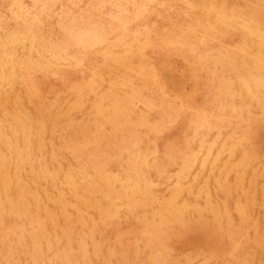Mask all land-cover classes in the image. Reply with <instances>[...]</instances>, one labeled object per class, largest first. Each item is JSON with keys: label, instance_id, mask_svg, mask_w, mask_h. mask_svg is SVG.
I'll return each mask as SVG.
<instances>
[{"label": "rangeland", "instance_id": "374dc122", "mask_svg": "<svg viewBox=\"0 0 264 264\" xmlns=\"http://www.w3.org/2000/svg\"><path fill=\"white\" fill-rule=\"evenodd\" d=\"M32 1H34L33 5H32ZM37 1L36 0H18V1L0 0V17H1L0 37H7L10 33L14 31L25 33L26 30L29 28H31L34 32V36H35L34 38L24 36L26 43L24 44L16 43L14 45L17 53V58L14 67V72L16 75L15 87H17L18 89L17 91L21 96L24 106L27 108V111L31 112L33 115H43L45 120L43 142L39 143L41 144L40 146H42L41 149L42 153L36 154L34 159L35 166H38V171H39V167L41 166V163H43L44 161L51 167L59 166L58 168L60 172L55 178L50 179V178H45L43 175L39 173L35 174L37 173L36 171L33 172L31 170L29 171L30 167L28 166H24V168H22L20 171H21L22 179L24 180L23 182L26 183L28 187H31L32 189L36 190L37 192L36 195L38 200L37 206H39L40 214L44 216V218H46L45 215L48 216L49 213L52 214L50 211L54 212L53 214H55V216L53 218L55 220V223L57 222L60 225L59 227L61 226L67 227L68 225L69 227L72 228L73 231L72 238H78V236L82 235L81 233L87 232V235L84 236L86 237V242H87L86 245L88 248V259L86 260L79 259L77 260L78 264H83V263L84 264H138V263L147 264L146 261L149 260L151 254H153V252L157 253V251L161 256L163 255L161 259H164V264L166 262L169 264L170 263L171 264H199V263L200 264H211V263L239 264L240 261L242 262L240 264H244V263L264 264V235H262L264 234V223H263L264 222V210H263L264 209V202H263L264 201V197H263L264 196V147H263L264 146V116H263L264 105L258 104L257 100L252 99L250 95L249 96L246 95L243 89L239 91V86H237V90H236L237 93L232 100L229 97L220 98L219 97L220 95L219 96L217 95L220 80L223 79L224 77H229V76L231 78L235 77V75L231 74V71L229 70L233 63H238L239 66H242L241 68H243V71L247 70L245 69L246 67L245 63L251 62L253 60L255 54L257 53L256 51L259 50L258 43L260 42L261 39H259L258 35L255 34L250 35L247 29H245V27L243 28L240 22H234L233 20H228V19L225 20L223 18L219 19L217 18L216 13L211 15H207L206 13L210 5H213L214 3L215 5L217 4L219 5L222 2L226 4L228 12L231 13L233 12L235 16L239 14L242 17H244L246 14L251 15L256 20V22H258V24L262 28H264L263 27L264 24H262L264 23V12H263L264 7L262 6L264 4V1L263 0H261V2L260 0H215V1L214 0H179V1L178 0H127V1L126 0L123 1L121 0H102V1L101 0H68V1L67 0H55V1L37 0ZM18 3L21 4V6ZM143 5L146 7H144ZM42 8L44 9L43 12L41 11ZM58 8H60L61 10H59ZM114 10H116L117 12ZM60 12H62L61 15L59 14ZM35 15L38 17H36ZM121 15L123 16V18L121 17ZM70 16L71 17L74 16V17L71 18ZM122 20L124 21L125 24L123 23ZM83 21L86 22L84 23ZM230 22L231 24H229ZM117 23L119 24L117 25ZM216 23H218L219 25ZM83 24L84 25L94 24L97 25L101 30L105 28L104 29L105 31L103 30L106 36L105 41L96 44V46L93 45L90 47L89 46L84 47L81 43L77 42V40L71 34H73L74 30L78 26H83ZM70 26L72 29L70 28ZM185 30L187 31L184 32ZM65 32L67 33L65 34ZM39 37L41 39H39ZM68 37H70V39ZM172 42L173 43L176 42V43L173 44ZM111 43L115 45L112 46ZM141 43L146 45L144 46ZM231 45L232 46L235 45V47L234 46L232 47ZM241 47L244 49H242ZM29 48L30 50H28ZM77 48L79 49L77 50ZM139 49L141 51H139ZM123 51L127 53L125 54V52ZM73 53L74 55H72ZM50 55L52 56V58L50 57ZM239 57L240 59H238ZM114 59L116 61H114ZM78 60H80L81 63ZM125 67L127 69H125ZM99 74L100 76H98ZM134 76L135 77L138 76L139 80L137 79V77L135 78ZM127 77L129 78L127 79ZM86 79L87 81H85ZM116 81L117 83L115 89L118 96L120 97V100L128 103L127 111H126L127 119L126 118L125 119L130 124L132 123V126H134L133 128L131 127L133 129L132 130L133 136L128 131L127 132L128 134L126 133L125 136L122 135V132L118 133L116 141L114 137H112V135L109 137L102 136L97 141L94 140L91 141V139L90 140L86 139L87 138L86 134H91L94 132H99V133L105 132L106 134H109V132H112L111 128L113 127V124L110 122L109 119H105V117H103L105 111L104 112L102 111L101 112L102 114L98 112L97 105L102 104L101 105L102 108H104L107 105L106 103H108V98L106 97V95H108L111 91L110 88L112 87V82H116ZM125 81H127V83ZM89 82H95L96 88L94 87L95 89H90L88 86ZM81 83L83 84V86ZM118 84L121 86H119ZM126 84L127 86L128 85L130 86L127 87L125 86ZM6 86L7 89L9 85ZM73 86L74 87L76 86V88H74ZM30 88L33 89L31 90ZM94 90H96V92ZM138 90H140V92ZM102 91L104 92L105 95H103ZM132 91L136 95L133 94ZM203 95L204 97H201ZM98 96L101 98H99ZM215 96L216 99L214 100L213 97L215 98ZM127 100L128 101L131 100V101L128 102ZM172 100L173 102H171ZM244 100L250 102L251 107L249 110H247L246 105L244 104ZM262 101H264V98H262ZM81 103H83V105ZM224 103L226 104L232 103V105L228 107V109L227 108L223 109L222 104ZM80 104L82 106H80ZM207 104L209 105L207 106ZM218 104H220L221 106H218ZM241 105H242V110L239 109ZM10 106L11 105L8 104V107ZM198 106H200V108ZM203 106L204 108H202ZM232 106H234V111H231L233 108ZM130 107L131 108L133 107V109H131ZM178 107H180V109ZM37 110L40 112V114L38 113ZM165 112L166 114H168V116L165 114ZM175 113L177 114V116ZM200 113L210 115L212 121L215 124L214 126L216 127V128L213 127V129L208 134L206 140L202 139L201 135L195 136V138L192 136L193 135L192 131L195 126L193 118L195 117V115ZM247 114L248 116H246ZM253 118H255L256 120ZM157 119H159L158 122ZM68 120H72V121H68ZM190 122L193 124L191 125ZM241 130H243V132ZM122 137L123 138L127 137V139H129V141H127V144H131L137 149L139 147V149L142 151L144 157L140 156V161L138 163V165H140L139 175L135 174L132 165L128 163L127 161L128 154L126 152L119 151V147H120L119 144H123L121 140ZM71 139L72 141L74 140V142H70ZM119 139L120 141L117 142V140ZM184 140H186V143ZM204 142L205 144L207 142L208 143L212 142L213 144L212 151L210 152L208 158L205 160L206 163L204 164V166L201 165L200 161L204 153L200 152L198 160L193 166L192 170L189 172L187 176H183L181 177L182 179L180 178L179 180V182L182 185H180V194L178 197L177 204L180 206L181 204H183L184 206L183 208L187 206L184 210L182 221H180L179 223V221L171 220L172 218H169L168 220L166 219V221L162 223V229L160 231L159 236L157 237V240L155 241L156 245L155 244L154 246L151 245L152 242L150 240L151 235L148 233L149 229L146 228L148 227V219H153V218L157 219L158 216L157 210L167 208L165 207V204L168 201L167 198L174 189L173 187H175L174 185L176 184L177 179H179L177 178L179 176L178 170H180L181 161L183 160L182 157H184L186 151L188 152L190 146L192 147V149L197 150L198 148H200L199 145H201ZM237 143L238 145H236ZM258 143H260V146ZM234 145L236 146L234 147ZM79 146L81 148H79ZM252 146L258 147V149ZM168 148L170 149L172 148L171 149L172 151ZM260 148L261 149L263 148L262 149L263 151H261ZM164 150H166L167 153ZM176 150L177 153L175 152ZM245 150L247 151V153L245 152ZM51 154L53 155L51 156ZM172 154L175 155L173 156ZM249 154L250 157L248 156ZM252 154L257 156L256 160L254 159L255 156H252ZM216 157H218L217 160ZM239 158L240 159L242 158L241 160L243 162L240 161ZM97 159L101 165L104 163L103 169L105 171H108V173L114 176L116 175L115 177H117V186L119 187L117 188L118 190L125 187V185H127L129 182L137 180V176L141 177V179L138 181L141 185H144L145 182L147 183L148 185L147 191L143 195H140L139 197L140 200L138 201L137 206L132 208L128 207L123 197L115 199L114 202H112L111 199H107L104 197V189L102 188L103 182L99 180L100 177L97 176L96 171L93 169L95 168L94 163L98 162ZM212 160L215 163L212 162ZM82 165H84V167ZM260 168L262 171L260 170ZM253 171L254 173H251ZM33 173L35 176L38 177V179L37 177H34L32 175ZM236 173L237 175L239 173L240 175L241 174L243 175V176L241 175V179H237ZM31 176H33V178ZM71 179L75 181L77 188H72L70 186L69 183ZM36 182L38 184H35ZM185 182L188 183V186H186L187 184ZM201 182H203V184ZM160 183H162L163 185ZM229 184L231 185V187ZM260 185L263 190L261 189ZM233 190L234 191L237 190L236 193ZM205 191L207 192L209 191L208 192L209 194ZM241 192L244 195V197L241 194ZM198 193L200 194L199 196ZM249 193H253V194H249ZM96 197L100 198L99 203L93 202ZM153 197L155 199H153ZM146 198H148L149 200ZM139 202L142 203L140 204ZM145 202L146 204H144ZM148 202L151 204H149ZM64 203H69V204H67L66 207L63 208L62 205ZM191 203L193 205H191ZM97 204L99 205V207ZM252 204L254 205L252 206ZM92 205L94 209L92 208ZM198 207L200 208L198 209ZM241 207H243V209ZM224 208L227 210H225ZM45 209L49 213L44 212ZM104 209H109L107 215H104L102 213ZM212 211H214L216 215ZM79 215L80 216L83 215V217L86 219V223H87L86 228L82 226L81 223L79 222V217H80ZM14 216L16 217V215L14 214L13 215L5 214L4 230L8 228L6 231L9 233V237L5 239L4 244L0 248V264L4 263L3 254L6 252L5 249L7 250L12 249L17 252L16 254L18 255L17 256L18 262H16V264H33L35 260L34 258H31L33 256L26 253L25 249L21 250V249H16L15 247L17 246L16 233L20 232L23 226L22 230L24 229L25 236H27L26 232H29V229H31L32 227H36L37 226L36 222L31 217L29 218L23 217L18 219V217L15 218ZM212 217L214 218V220L212 219ZM47 219L48 218H46V221ZM186 219L189 221H186ZM227 219H229L230 221L229 220L227 221ZM202 221H204V223ZM92 222L93 224H91ZM48 223L50 224V221ZM193 223L194 225L192 226ZM179 224H181L182 226ZM197 226H199V228ZM47 227L48 230L50 231H53V229L56 230V227L54 225L52 226L48 225ZM59 227H57L58 230ZM88 229L89 230L91 229L90 232ZM210 229L214 233L211 232ZM224 229L226 230V232L224 231ZM131 230L133 232H131ZM232 230L234 231L236 230L238 233L236 231L233 232ZM120 231L123 233H121ZM126 231L129 233L127 234ZM88 233H91L92 235ZM118 234H120L119 237ZM211 236L213 237L211 238ZM243 236H245V238ZM231 238H233L234 240ZM252 238H254L253 241ZM219 239H223V240H219ZM12 241L14 242V244ZM214 241H218V243L215 242L214 244L213 243ZM30 242H31L30 240L27 241V244L29 243L27 247H30ZM74 245L76 247L77 243L76 244L74 243ZM218 248H220L222 251ZM245 249L247 250L248 253L246 252ZM214 251H216V254ZM209 254L211 257L209 256ZM147 255L150 256L148 257ZM54 256L55 253L53 251H48L46 253L44 262L50 264H56L54 262L55 260ZM146 257H148V259ZM101 261L103 263H101Z\"/></svg>", "mask_w": 264, "mask_h": 264}, {"label": "bare ground", "instance_id": "6f19581e", "mask_svg": "<svg viewBox=\"0 0 264 264\" xmlns=\"http://www.w3.org/2000/svg\"><path fill=\"white\" fill-rule=\"evenodd\" d=\"M15 1V0H14ZM18 1V0H17ZM37 1V0H36ZM40 1V0H39ZM49 1V0H48ZM55 1V0H54ZM53 1V2H54ZM68 1V0H67ZM102 1V0H101ZM100 1V2H101ZM121 1H123V0H121ZM127 1V0H126ZM179 1V0H178ZM215 1V0H214ZM264 1V0H263ZM262 1V2H263ZM33 2L34 1H32V5H33ZM38 2V1H37ZM50 2H52V1H50ZM114 2V1H113ZM260 2H261V0H260ZM24 3V2H23ZM22 3V4H23ZM43 3V2H42ZM115 3H116V1H115ZM130 3H132V2H130ZM143 3V2H142ZM191 3V2H190ZM19 4V3H18ZM36 4V3H35ZM49 4V3H48ZM53 4V3H52ZM72 4V3H71ZM102 4V3H101ZM114 4V3H113ZM185 4V3H184ZM210 4V3H209ZM253 4V3H252ZM17 5V4H16ZM20 6H21V4H19ZM24 5V4H23ZM47 5V4H46ZM64 5V4H63ZM128 5V4H127ZM136 5V4H135ZM218 5V4H217ZM217 5H215V3L213 4V5H210V7L207 9V11H206V13H207V15H211V14H215L216 13V15H217V18H219V19H221V18H223V19H228V20H233L234 22H240V24L243 26V28L245 27V29H247V31H248V33L251 35V34H255V35H258L259 36V39H261L260 40V42L258 43L259 44V50L258 51H256L257 53L255 54V56H254V58H253V60L251 61V62H246L245 63V65H246V67H245V69H247V70H244L243 71V68H241L242 66H239L238 65V63H233L232 65H231V68L229 69L230 71H231V74H234L235 75V77H233V78H231L230 76L229 77H224L223 79H221L220 80V83H219V89H218V96L220 97V98H223V97H229L231 100L233 99V97L236 95V90H237V86H239V91L241 90V89H243V91H244V93L246 94V95H250V97L252 98V99H255V100H257L258 102V104H261V105H264V101H262V98H264V28H262L259 24H258V22H256V20L251 16V15H245L244 17H242V16H240L239 14H237V16H235L234 14H233V12L231 13V12H228V9H227V6H226V4L225 3H220L218 6ZM92 6V5H91ZM105 6V5H104ZM144 6V5H143ZM195 6H197V5H195ZM203 6V5H202ZM257 6V5H256ZM263 7H264V4L262 5ZM48 7V6H47ZM64 7V6H63ZM102 7V6H101ZM115 7V6H114ZM142 7V6H141ZM140 7V8H141ZM144 7H146V6H144ZM188 7H191V6H188ZM238 7V6H237ZM21 8V7H20ZM19 8V9H20ZM112 8V7H111ZM124 8V7H123ZM126 8V7H125ZM129 8V7H128ZM171 8V7H170ZM233 8V7H232ZM240 8V7H239ZM24 9V8H23ZM28 9V8H27ZM27 9H26V11H27ZM31 9V8H30ZM29 9V10H30ZM59 10H61L60 8H58ZM136 9V8H135ZM144 9V8H143ZM185 9V8H184ZM190 9H193V8H190ZM231 9V8H230ZM264 9V8H263ZM25 10V9H24ZM43 8H42V12H43ZM49 10V9H48ZM97 10V9H96ZM141 10V9H140ZM175 10V9H174ZM186 10V9H185ZM184 10V11H185ZM197 10V9H196ZM232 10H234V9H232ZM236 10V9H235ZM55 11V10H54ZM65 11V10H64ZM114 11H116V10H114ZM191 11V10H190ZM13 12V11H12ZM58 12V11H57ZM117 12V11H116ZM115 12V13H116ZM120 12H122V11H120ZM128 12V11H127ZM134 12V11H133ZM141 12V11H140ZM239 12V11H238ZM264 12V11H263ZM61 13L62 12H60L59 14L61 15ZM65 13V12H64ZM66 13H67V11H66ZM135 13V12H134ZM142 13V12H141ZM188 13V12H187ZM16 14V13H15ZM127 14V13H126ZM125 14V15H126ZM140 14V13H139ZM185 14V13H184ZM25 15V14H24ZM23 15V16H24ZM38 15V14H37ZM112 15V14H111ZM111 15H109V16H111ZM120 15V14H119ZM123 15V14H122ZM121 15V17L123 18V16ZM134 15V14H133ZM262 15V14H261ZM22 16V17H23ZM36 16V15H35ZM65 16V15H64ZM187 16V15H186ZM257 16V15H256ZM16 17V16H15ZM21 17V18H22ZM31 17V16H30ZM36 17H38V16H36ZM36 17H34V18H36ZM58 17H60V16H58ZM71 17V16H70ZM74 17V16H73ZM73 17H71V18H73ZM119 17V16H118ZM1 18V17H0ZM12 18V17H11ZM20 18V17H19ZM26 18V17H25ZM121 18V19H122ZM135 18V17H134ZM216 18V17H215ZM32 19H33V17H32ZM37 19H39V18H37ZM81 19H83V18H81ZM115 19H116V17H115ZM120 19V18H119ZM131 19V18H130ZM25 20V19H24ZM59 20V19H58ZM72 20V19H71ZM77 20V19H76ZM88 20V19H87ZM86 20V21H87ZM118 20V19H117ZM125 20V19H124ZM196 20H197V18H196ZM199 20V19H198ZM207 20V19H206ZM216 20V19H215ZM214 20V21H215ZM27 21V20H26ZM28 21H29V19H28ZM35 21V20H34ZM37 21V20H36ZM39 21V20H38ZM81 21V20H80ZM85 21V22H86ZM123 21V20H122ZM128 21V20H127ZM24 22V21H23ZM32 22V21H31ZM55 22V21H54ZM84 22V21H83ZM84 22V23H85ZM207 22V21H206ZM209 22V21H208ZM222 22V21H221ZM262 22V21H261ZM40 23V22H39ZM62 23V22H61ZM64 23H66V22H64ZM71 23H73V22H71ZM79 23V22H78ZM81 23V22H80ZM93 23V22H92ZM120 23V22H119ZM119 23H117V25L119 24ZM123 23H124V21H123ZM129 23V22H128ZM131 23V22H130ZM197 23V22H196ZM195 23V24H196ZM228 23V22H227ZM7 24V23H6ZM36 24V23H35ZM35 24H33V25H35ZM101 24V23H100ZM108 24H110V23H108ZM112 24V23H111ZM121 24V23H120ZM125 24V23H124ZM123 24V25H124ZM199 24V23H198ZM207 24V23H206ZM205 24V25H206ZM216 24H218V23H216ZM229 24H231V22L229 23ZM239 24V23H238ZM261 24V23H260ZM262 24H264V23H262ZM55 25V24H54ZM58 25V24H57ZM73 25V24H72ZM71 25V26H72ZM80 25V24H79ZM114 25V24H113ZM112 25V26H113ZM219 25V24H218ZM64 26V25H63ZM62 26V27H63ZM68 26V25H67ZM71 26H70V28H71ZM116 26V25H115ZM191 26V25H190ZM210 26V25H209ZM209 26H207V27H209ZM226 26V25H225ZM229 26V25H228ZM233 26V25H232ZM263 26V25H262ZM19 27V26H18ZM35 27V26H34ZM39 27V26H38ZM37 27V28H38ZM60 27V26H59ZM73 27V26H72ZM75 27V26H74ZM101 27V26H100ZM125 27V26H124ZM201 27V26H200ZM264 27V26H263ZM28 28V27H27ZM36 28V29H37ZM69 28V27H68ZM128 28V27H127ZM144 28V27H143ZM211 28V27H210ZM232 28V27H231ZM235 28V27H234ZM72 29V28H71ZM105 29V28H104ZM103 29V30H104ZM117 29V28H116ZM126 29V28H125ZM124 29V30H125ZM215 29V28H214ZM24 30V29H23ZM103 30H101L97 25H94V24H89V25H84L83 24V26H78L75 30H74V32H73V34H71L76 40H77V42H79V43H81L84 47H86V46H93V45H95L96 46V44H99V43H102V42H104L105 41V39H106V36H105V33L103 32ZM120 30V29H119ZM193 30V29H192ZM208 30V29H207ZM206 30V31H207ZM230 30H232V29H230ZM25 31V30H24ZM62 31V30H61ZM73 31V30H72ZM105 31V30H104ZM126 31V30H125ZM187 30H185L184 32H186ZM205 31V32H206ZM213 31V30H212ZM221 31V30H220ZM111 32V31H110ZM118 32V31H117ZM122 32V31H121ZM183 32V31H182ZM216 32V31H215ZM67 32H65V34H66ZM125 33V32H124ZM134 33V32H133ZM136 33H137V31H136ZM219 33V32H218ZM222 33V32H221ZM233 33V32H232ZM122 34V33H121ZM147 34V33H146ZM231 34V33H230ZM242 34V33H241ZM227 35V34H226ZM244 35V34H243ZM24 36H28V37H30V38H34L35 36H34V32H33V30L31 29V28H29V29H27L26 30V32L25 33H22V32H17V31H14V32H12V33H10L7 37H0V248L2 247V245L4 244V242H5V239L6 238H8L9 237V233L6 231V230H4V226H5V214L6 215H16V217H18V219L19 218H29V217H31L32 219H34L35 220V222H36V227H32L31 229H29V232H26L27 233V236H25V231H24V229L22 230V228H23V226H22V228H21V231L20 232H17L16 234H17V246L15 247L16 249H25V251H26V253H28V254H30L31 256H33V257H31V258H34L35 260H34V263L33 264H50V263H45L44 262V259H45V257H46V253L48 252V251H53L54 253H55V256H54V258H55V260H54V262L56 263V264H78V262H77V260H79V259H81V260H86V259H88V248H87V245H86V237L84 236V235H87V232H83V233H81L82 235H80V236H78V238H72L73 237V231H72V228L71 227H69L68 225H67V227H59L60 225L56 222L55 223V220H54V216H55V214H53L54 212H52V211H50L52 214H50L46 209H48V208H46L45 209V211L44 212H46V213H49L48 214V216H46L45 215V217L46 218H48L47 219V221H46V218H44V216H42L41 214H40V209H39V206H37V195H36V190H34V189H32L31 187H28V185L26 184V183H24L23 181V179H22V176H21V169L22 168H24V166H28V167H30V169H29V171L31 170L32 172L33 171H36L37 173H35V174H41V175H43L45 178H55L58 174H59V172H60V170H59V166H57V167H54V166H49L46 162H44L43 160V163H41V166L39 167V171H38V166H35V163H34V159H35V156H36V154L37 153H39V154H41L42 153V146H40L41 144H39V143H41V142H43V133H44V125H45V120H44V117H43V115H33L31 112H29V111H27V108L24 106V103H23V101H22V98H21V96L19 95V93H18V89H17V87H15V77H16V75H15V72H14V67H15V61H16V58H17V53H16V49H15V47H14V45L16 44V43H22V44H24V43H26L25 42V38H24ZM120 36V35H119ZM124 36V35H123ZM181 36V35H180ZM214 36V35H213ZM224 36V35H223ZM240 36V35H239ZM257 36V37H258ZM71 37V36H70ZM70 37H68L69 39H70ZM118 37V36H117ZM207 37H208V35H207ZM242 37V36H241ZM252 37V36H251ZM256 37V38H257ZM67 38V37H66ZM165 38V37H164ZM187 38V37H186ZM203 38V37H202ZM227 38V37H226ZM232 38V37H231ZM39 39H41L40 37H39ZM48 39V38H47ZM47 39H45V40H47ZM50 39V38H49ZM177 39V38H176ZM199 39H200V37H199ZM240 39V38H239ZM246 39V38H245ZM258 39V40H259ZM43 40H44V38H43ZM66 40H68V39H66ZM66 40H64V41H66ZM74 40V39H73ZM110 40V39H109ZM118 40V39H117ZM120 40V39H119ZM123 40V39H122ZM121 40V41H122ZM132 40V39H131ZM242 40V39H241ZM243 40H244V38H243ZM242 40V41H243ZM32 41H34V40H32ZM61 41V40H60ZM72 41V40H71ZM70 41V42H71ZM138 41V40H137ZM171 41V40H170ZM180 41V40H179ZM200 41H201V39H200ZM237 41H238V39H237ZM48 42V41H47ZM69 42V41H68ZM74 42V41H73ZM118 42H120V41H118ZM129 42V41H128ZM244 42H245V40H244ZM40 43V42H39ZM53 43V42H52ZM140 43V42H139ZM171 43V42H170ZM173 43V42H172ZM174 43H176V42H174ZM173 43V44H174ZM203 43V42H202ZM239 43H241V42H239ZM243 43V42H242ZM253 43V42H252ZM255 43H256V41H255ZM254 43V44H255ZM59 44V43H58ZM62 44H63V42H62ZM65 44V43H64ZM112 44V46L113 45H115V44H113V43H111ZM124 44V43H123ZM142 44V43H141ZM150 44V43H149ZM158 44V43H157ZM180 44V43H179ZM33 45V44H32ZM37 45V44H36ZM48 45H49V43H48ZM56 45V44H55ZM54 45V46H55ZM76 45V44H75ZM142 45H146V44H142ZM155 45V44H154ZM166 45H167V43H166ZM170 45H172V44H170ZM241 45V44H240ZM245 45V44H244ZM29 46H31V45H29ZM46 46V45H45ZM44 46V47H45ZM70 46H72V45H70ZM152 46V45H151ZM232 46V45H231ZM234 47H235V45H233ZM232 46V47H233ZM258 46V45H257ZM23 47V46H22ZM37 47V46H36ZM35 47V48H36ZM190 47V46H189ZM243 47V46H242ZM241 47V48H242ZM246 47V46H245ZM249 47V46H248ZM12 48H13V50H12ZM43 48V47H42ZM49 48H50V46H49ZM55 48V47H54ZM54 48H52V49H54ZM58 48V47H57ZM56 48V49H57ZM60 48V47H59ZM63 48V47H62ZM155 48V47H154ZM225 48V47H224ZM240 48V47H239ZM32 49V48H31ZM48 49V48H47ZM79 48H77V50H78ZM85 49V48H84ZM93 49V48H92ZM242 49H244V48H242ZM245 49H247V48H245ZM28 50H30V48L28 49ZM36 50V49H35ZM34 50V51H35ZM46 50V49H45ZM44 50V51H45ZM106 50V49H105ZM65 51V50H64ZM139 51H141L140 49H139ZM241 51H243V50H241ZM41 52H42V50H41ZM57 52V51H56ZM101 52V51H100ZM123 52H125V51H123ZM138 52V51H137ZM153 52V51H152ZM160 52V51H159ZM29 53V52H28ZM58 53V52H57ZM79 53V52H78ZM77 53V54H78ZM127 52H125V54H126ZM130 53V52H129ZM140 53V52H139ZM155 53V52H154ZM46 54V53H45ZM50 54V53H49ZM53 54V53H52ZM100 54V53H99ZM103 54V53H102ZM133 54H135V53H133ZM223 54V53H222ZM59 55V54H58ZM61 55V54H60ZM72 55H74V53L72 54ZM82 55V54H81ZM114 55V54H113ZM119 55V54H118ZM121 55V54H120ZM140 55V54H139ZM220 55H221V53H220ZM235 55V54H234ZM251 55V54H250ZM55 56V55H54ZM66 56V55H65ZM131 56V55H130ZM135 56V55H134ZM141 56V55H140ZM203 56H205V55H203ZM50 57L52 58V56L50 55ZM124 57V56H123ZM138 57V56H137ZM146 57V56H145ZM201 57V56H200ZM223 57H225V56H223ZM237 57V56H236ZM242 57V56H241ZM42 58V57H41ZM48 58V57H47ZM56 58H57V56H56ZM66 58V57H65ZM71 58V57H70ZM119 58H120V56H119ZM215 58V57H214ZM213 58V59H214ZM34 59H36V58H34ZM43 59H45V58H43ZM59 59H60V56H59ZM64 59V58H63ZM62 59V60H63ZM72 59V58H71ZM116 59V58H115ZM114 59V61H116ZM147 59V58H146ZM149 59H151V58H149ZM153 59V58H152ZM238 59H240V57L238 58ZM243 59V58H242ZM55 60V59H54ZM58 60V59H57ZM83 60V59H82ZM112 60V59H111ZM123 60V59H122ZM125 60V59H124ZM143 60V59H142ZM233 60V59H232ZM80 63H81V61L80 60H78ZM113 61V60H112ZM129 61H131V60H129ZM244 61V60H243ZM23 62V61H22ZM78 62V63H79ZM215 62H216V60H215ZM137 63V62H136ZM201 63H202V61H201ZM244 63V62H243ZM39 64H40V62H39ZM47 64V63H46ZM50 64H51V62H50ZM55 64V63H54ZM61 64V63H60ZM123 64H124V62H123ZM140 64V63H139ZM217 64V63H216ZM34 65V64H33ZM43 65V64H42ZM56 65V64H55ZM57 65H59V64H57ZM74 65V64H73ZM120 65V64H119ZM132 65V64H131ZM138 65V64H137ZM141 65V64H140ZM145 65V64H144ZM37 66V65H36ZM48 66V65H47ZM63 66V65H62ZM126 66V65H125ZM150 66V65H149ZM153 66V65H152ZM203 66V65H202ZM45 67H46V65H45ZM50 67V66H49ZM127 67H129V66H127ZM145 67V66H144ZM147 67V66H146ZM154 67V66H153ZM35 68V67H34ZM78 68V67H77ZM112 68V67H111ZM138 68V67H137ZM158 68V67H157ZM201 68V67H200ZM199 68V69H200ZM33 69V68H32ZM46 69V68H45ZM125 69H127L126 67H125ZM140 69V68H139ZM138 69V70H139ZM149 69V68H148ZM202 69V68H201ZM20 70V69H19ZM34 70V69H33ZM52 70V69H51ZM56 70H58V69H56ZM135 70V69H134ZM54 71V70H53ZM116 71V70H115ZM137 71V70H136ZM157 71V70H156ZM155 71V72H156ZM38 72V71H37ZM128 72V71H127ZM130 72V71H129ZM143 72V71H142ZM149 72V71H148ZM152 72V71H151ZM36 73V72H35ZM34 73V74H35ZM41 73V72H40ZM57 73V72H56ZM59 73V72H58ZM120 73V72H119ZM123 73V72H122ZM137 73V72H136ZM140 73V72H139ZM144 73V72H143ZM209 73V72H208ZM213 73V72H212ZM47 74V73H46ZM97 74V73H96ZM125 74V73H124ZM127 74V73H126ZM151 74V73H150ZM57 75V74H56ZM110 75V74H109ZM222 75V74H221ZM54 76V75H53ZM98 76H100V74L98 75ZM108 76V75H107ZM118 76V75H117ZM122 76H124V75H122ZM145 76V75H144ZM143 76V77H144ZM149 76V75H148ZM147 76V77H148ZM132 77V76H131ZM135 77V76H134ZM137 77V79H138V76H136ZM135 77V78H136ZM140 77V76H139ZM142 77V78H143ZM147 77H145V78H147ZM221 77V76H220ZM87 78V77H86ZM115 78V77H114ZM120 78V77H119ZM129 77H127V79H128ZM149 78V77H148ZM154 78V77H153ZM157 78V77H156ZM24 79V78H23ZM122 79V78H121ZM131 79V78H130ZM129 79V80H130ZM218 79H220V78H218ZM81 80V79H80ZM89 80V79H88ZM115 80H117V79H115ZM124 80V79H123ZM139 80V79H138ZM141 80V79H140ZM149 80V79H148ZM155 80V79H154ZM83 81V80H82ZM85 81H87V79L85 80ZM84 81V82H85ZM91 81V80H90ZM109 81H110V79H109ZM114 81V80H113ZM133 81V80H132ZM131 81V82H132ZM150 81V80H149ZM152 81V80H151ZM22 82V81H21ZM32 82H33V80H32ZM62 82H64V81H62ZM76 82V81H75ZM126 83H127V81H125ZM144 82V81H143ZM154 82V81H153ZM24 83V82H23ZM23 83H22V85H23ZM31 83V82H30ZM111 83V82H110ZM116 83H117V81L116 82H112V89L110 88V93L108 94V95H106V97L108 98V103H106L107 105L104 107V108H102V104L101 105H97V109H98V112H104L105 111V114H104V116L103 117H105V119H109L110 120V122L113 124V127L111 128L112 129V132H109V134H106L105 132H103V133H99V132H94V133H91V134H86V139H91V141L92 140H94V141H97V140H99V138L100 137H102V136H106V137H109V136H111L112 135V137H114V139H115V141H116V138H117V136H118V133H120V132H122V135H126V133L129 131L131 134H132V136H133V132H132V128L134 127V126H132V123L130 124L126 119V111H127V104L128 103H126V102H124V101H122V100H120V97L118 96V94H117V92H116V89H115V87H116ZM119 83H121V82H119ZM212 83V82H211ZM82 84V83H81ZM123 84V83H122ZM130 84V83H129ZM147 84V83H146ZM149 84V83H148ZM6 85H9L8 86V88L6 89ZM71 85H73V84H71ZM80 85V84H79ZM86 85V84H85ZM100 85V84H99ZM119 85V84H118ZM144 85V84H143ZM150 85V84H149ZM203 85V84H202ZM67 86H68V84H67ZM82 86H83V84H82ZM87 86V85H86ZM88 86H89V88L90 89H95L96 88V85H95V82H89L88 83ZM98 86V85H97ZM119 86H121V85H119ZM125 86H127V84L125 85ZM124 86V87H125ZM128 86H130V85H128ZM127 86V87H128ZM135 86V85H134ZM217 86V85H216ZM74 87V86H73ZM78 87V86H77ZM95 87V88H94ZM132 87V86H131ZM150 87V86H149ZM161 87V86H160ZM205 87V86H204ZM215 87V86H214ZM29 88V87H28ZM71 88V87H70ZM74 88H76V86L74 87ZM134 88V87H133ZM207 88V87H206ZM31 89V88H30ZM33 89V88H32ZM31 89V90H32ZM98 89V88H97ZM208 89V88H207ZM212 89H213V87H212ZM29 90V89H28ZM67 90H69V89H67ZM66 90V91H67ZM80 90V89H79ZM83 90V89H82ZM89 90V89H88ZM118 90V89H117ZM121 90V89H120ZM214 90H216V89H214ZM34 91V90H33ZM92 91V90H91ZM95 92H96V90H94ZM139 92H140V90H138ZM137 91V92H138ZM27 92V91H26ZM88 92V91H87ZM103 92V91H102ZM133 92V91H132ZM40 93V92H39ZM59 93V92H58ZM107 93V92H106ZM129 93H131V92H129ZM204 93V92H203ZM212 93V92H211ZM213 93H215V92H213ZM32 94H34V93H32ZM37 94V93H36ZM64 94V93H63ZM126 94V93H125ZM133 94H135L134 92H133ZM206 94V93H205ZM209 94V93H208ZM240 94V93H239ZM31 95V94H30ZM77 95V94H76ZM75 95V96H76ZM81 95V94H80ZM87 95V94H86ZM103 95H105L104 94V92H103ZM136 95V94H135ZM140 95V94H139ZM154 95V94H153ZM28 96V95H27ZM41 96V95H40ZM57 96V95H56ZM84 96V95H83ZM122 96V95H121ZM145 96V95H144ZM143 96V97H144ZM213 96V95H212ZM34 97V96H33ZM44 97V96H43ZM79 97V96H78ZM99 97V96H98ZM105 97V96H104ZM103 97V98H104ZM127 97H129V96H127ZM131 97V96H130ZM142 97V98H143ZM201 97H204V95L203 96H201ZM99 98H101V97H99ZM121 98H123V97H121ZM135 98V97H134ZM145 98V97H144ZM176 98V97H175ZM245 98H247V97H245ZM43 99V98H42ZM75 99H76V97H75ZM213 99L215 100L216 99V96H215V98L213 97ZM213 99H212V101H213ZM74 100V99H73ZM72 100V101H73ZM102 100V99H101ZM104 100V99H103ZM133 100V99H132ZM143 100V99H142ZM144 100H146V99H144ZM177 100V99H176ZM175 100V101H176ZM220 100V99H219ZM225 100V99H224ZM241 100V99H240ZM78 101V100H77ZM76 101V102H77ZM128 101V100H127ZM129 101H131V100H129ZM128 101V102H129ZM139 101V100H138ZM150 101V100H149ZM151 101H152V99H151ZM170 101V100H169ZM169 101H167V102H169ZM202 101H204V100H202ZM209 101V100H208ZM211 101V100H210ZM79 102H80V99H79ZM135 102V101H134ZM140 102V101H139ZM144 102V101H143ZM142 102V103H143ZM171 102H173V100L171 101ZM198 102V101H197ZM233 102V101H232ZM252 102V101H251ZM74 103V102H73ZM98 103H100V102H98ZM102 103V102H101ZM137 103V102H136ZM159 103V102H158ZM175 103V102H174ZM8 104H10L11 106L10 107H8ZM39 104V103H38ZM82 105H83V103H81ZM80 104V106H82ZM167 104V103H166ZM180 104V103H179ZM213 104V103H212ZM216 104V103H215ZM228 104V105H227ZM224 103V104H222L223 105V109H225V108H227L228 109V107H230L231 105H232V103ZM244 104L246 105V108H247V110H249L250 109V107H251V105H250V102L249 101H246V100H244ZM31 105V104H30ZM75 105V104H74ZM93 105V104H92ZM152 105V104H151ZM155 105V104H154ZM160 105V104H159ZM163 105V104H162ZM169 105V104H168ZM209 104H207V106H208ZM214 105V104H213ZM239 105H240V103H239ZM36 106V105H35ZM41 106H43V105H41ZM104 106V105H103ZM167 106V105H166ZM218 106H221L220 104H218ZM235 106V105H234ZM234 106H232L233 108H232V110L231 111H234ZM37 107V106H36ZM150 107V106H149ZM160 107V106H159ZM199 108H200V106H198ZM240 107V106H239ZM39 108V107H38ZM48 108H50V107H48ZM70 108V107H69ZM72 108H73V106H72ZM131 108V107H130ZM135 108V107H134ZM147 108H148V106H147ZM154 108V107H153ZM152 108V109H153ZM175 108V107H174ZM179 109H180V107H178ZM181 108H182V106H181ZM196 108V107H195ZM202 108H204V106L202 107ZM47 109V108H46ZM96 109V108H95ZM96 109V110H97ZM131 109H133V107L131 108ZM130 109V110H131ZM177 109V108H176ZM198 109V108H197ZM240 110H242V105H241V107L239 108ZM261 109V108H260ZM34 110H35V108H34ZM129 110V111H130ZM147 110V109H146ZM151 110V109H150ZM165 110V109H164ZM239 110V111H240ZM38 111V110H37ZM41 111V110H40ZM107 111V112H106ZM212 111H213V109H212ZM47 112H48V110H47ZM63 112V111H62ZM68 112V111H67ZM66 112V113H67ZM96 112V111H95ZM38 113L40 114V112L38 111ZM172 113V112H171ZM170 113V114H171ZM261 113V112H260ZM50 114V113H49ZM55 114H57V113H55ZM102 114V113H101ZM165 114H166V112H165ZM169 114V115H170ZM176 114V113H175ZM190 114V113H189ZM195 114V113H194ZM63 115V114H62ZM167 116H168V114H166ZM231 115V114H230ZM56 116V115H55ZM176 116H177V114H176ZM246 116H248V114L246 115ZM258 116H260V115H258ZM264 116V115H263ZM127 117H128V115H127ZM126 118V119H125ZM167 118H169V117H167ZM178 118V117H177ZM190 118V117H189ZM248 118V117H247ZM263 118V117H262ZM48 119V118H47ZM161 119V118H160ZM171 119V118H170ZM249 119V118H248ZM253 119H255V118H253ZM52 120H53V118H52ZM136 120V119H135ZM158 120L159 119H157V122H158ZM193 120H194V124H195V126H194V129H193V137L195 138V136H199V135H201V137H202V139H204V140H206V138L208 137V134L210 133V131L213 129V127H215L214 125V122L212 121V118L210 117V115H207V114H202V113H200V114H197V115H195V117L193 118ZM256 120V119H255ZM67 121V120H66ZM68 121H72V120H68ZM146 121V120H145ZM156 121V120H155ZM174 121H175V119H174ZM173 121V122H174ZM189 121H191V120H189ZM53 122V121H52ZM139 122V121H138ZM163 122V121H162ZM168 122H170V121H168ZM172 122V123H173ZM134 123V122H133ZM144 123V122H143ZM161 123V122H160ZM191 123V122H190ZM68 124V123H67ZM152 124H154V123H152ZM193 123H191V125H192ZM66 125V124H65ZM136 125V124H135ZM137 125H139V124H137ZM161 125H163V124H161ZM259 125H260V123H259ZM259 125H258V127H259ZM93 126V125H92ZM103 126V125H102ZM150 126H152V125H150ZM188 126V125H187ZM257 126V125H256ZM72 127V126H71ZM80 127V126H79ZM132 127V128H131ZM146 127V126H145ZM159 127H161V126H159ZM189 127V126H188ZM63 128V127H62ZM100 128H102V127H100ZM148 128V127H147ZM150 128V127H149ZM216 128V127H215ZM61 129V128H60ZM67 129V128H66ZM76 129H77V127H76ZM82 129H84V128H82ZM96 129V128H95ZM111 129H109V130H111ZM134 129H136V128H134ZM154 129V128H153ZM258 129V128H257ZM262 129V128H261ZM85 130H88V129H85ZM84 130V131H85ZM97 130V129H96ZM98 130H99V127H98ZM102 130V129H101ZM100 130V131H101ZM155 130H157V129H155ZM163 130V129H162ZM190 130V129H189ZM83 131V132H84ZM91 131V130H90ZM93 131V130H92ZM95 131V130H94ZM140 131V130H139ZM185 131V130H184ZM242 132H243V130H241ZM259 131V130H258ZM60 132V131H59ZM78 132H79V129H78ZM87 132V131H86ZM89 132V131H88ZM151 132V131H150ZM158 132V131H157ZM85 133V132H84ZM136 133V132H135ZM140 133V132H139ZM145 133V132H144ZM183 133V132H182ZM232 133V132H231ZM252 133V132H251ZM60 134V133H59ZM82 134V133H81ZM128 134V133H127ZM131 134H129V135H131ZM147 134V133H146ZM158 134V133H157ZM184 134V133H183ZM77 135V134H76ZM80 135V134H79ZM121 135V136H122ZM191 135V134H190ZM231 135V134H230ZM84 136V135H83ZM131 136V137H132ZM143 136V135H142ZM141 136V137H142ZM145 136H147V135H145ZM241 136V135H240ZM239 136V137H240ZM244 136V135H243ZM77 137V136H76ZM135 137V136H134ZM144 137V136H143ZM74 138V137H73ZM72 138V139H73ZM78 138V137H77ZM81 138V137H80ZM185 138V137H184ZM242 138H244V137H242ZM253 138V137H252ZM252 138H251V140H252ZM63 139V138H62ZM72 139H71V141L70 142H74V140L72 141ZM75 139V138H74ZM85 139V140H86ZM239 139V138H238ZM237 139V140H238ZM246 139V138H245ZM83 140V139H82ZM89 140H88V142H89ZM122 142H123V144H119L120 145V147H119V151H121V152H126L127 154H128V157H127V161H128V163L129 164H131L132 165V167H133V170H134V172H135V174L136 175H139L140 174V165H138V163H139V161H140V156L141 157H144L143 156V154H142V151L139 149V147H138V149L137 148H135L133 145H131V144H127V141H129V139H127V137L126 138H123L122 137ZM134 140V139H133ZM154 140V139H153ZM178 140V139H177ZM193 140V139H192ZM225 140V139H224ZM242 140V139H241ZM244 140V139H243ZM247 140V139H246ZM76 141V140H75ZM78 141V140H77ZM87 141V140H86ZM90 141V142H91ZM114 141V140H113ZM118 141H120V139L119 140H117V142ZM158 141V140H157ZM185 141V143H186V140H184ZM189 141V140H188ZM194 141V140H193ZM257 141V140H256ZM98 142H100V141H98ZM121 142V143H122ZM138 142H140V141H138ZM155 142V141H154ZM153 142V143H154ZM167 142V141H166ZM175 142V141H174ZM209 142V141H208ZM206 143L205 144V142L204 143H202L201 145H199L200 146V148H198L197 150L195 149H192V147L190 146V149L188 150V152L186 151V153L184 154V157H182L183 158V160L181 161V167H180V170H178V177L177 178H179V179H177V181H176V184L174 185L175 187H173L174 189L172 190V192H171V194L169 195V197L167 198L168 199V201H167V203L165 204V207H167V208H164V209H160V210H157V214H158V216H157V219H148V227H146V228H148L149 229V234L151 235L150 236V240L152 241L151 242V245H153L154 246V244H155V241L157 240V237L159 236V234H160V231H161V229H162V223L164 222V221H166V219L168 220L169 218H172L171 220H176V221H179V223H180V221H182V218H183V213H184V210H185V208L187 207H185V208H183L184 206H183V204H181V206L180 205H178L177 204V202H178V197H179V194H180V185H182L180 182H179V180H180V178L181 177H183V176H187L188 174H189V172L192 170V168H193V166L195 165V163L197 162V160H198V157H199V154H200V152H203L204 153V155L202 156V159H201V165H203L204 166V164L206 163L205 162V160L208 158V156H209V154H210V152L212 151V142L211 143ZM235 142H237V141H235ZM238 142H240V141H238ZM67 143V142H66ZM114 143V142H113ZM131 143V142H130ZM132 143H133V141H132ZM134 143H135V141H134ZM169 143V142H168ZM178 143V142H177ZM176 143V144H177ZM201 143V142H200ZM254 143V142H253ZM89 144V143H88ZM91 144V143H90ZM199 144V143H198ZM232 144V143H231ZM235 144V143H234ZM259 144V146H260V143H258ZM77 145H79V144H77ZM117 145V144H116ZM135 145V144H134ZM155 145V144H154ZM233 145V144H232ZM236 145H238V143L236 144ZM236 145H234V147L236 146ZM242 145V144H241ZM51 146V145H50ZM73 146V145H72ZM71 146V147H72ZM139 146V145H138ZM147 146V145H146ZM166 146V145H165ZM170 146V145H169ZM168 146V147H169ZM174 146V145H173ZM172 146V147H173ZM189 146V145H188ZM198 146V147H199ZM204 146V147H203ZM244 146V145H243ZM251 146V145H250ZM62 147V146H61ZM67 147V146H66ZM65 147V148H66ZM117 147V146H116ZM164 147V146H163ZM184 147V146H183ZM222 147V146H221ZM233 147V146H232ZM242 147V146H241ZM246 147V146H245ZM252 147H255V146H252ZM264 147V146H263ZM79 148H81L80 146H79ZM174 148V147H173ZM181 148V147H180ZM189 148V147H188ZM256 149H258V147H255ZM70 149V148H69ZM76 149V148H75ZM168 149H170V148H168ZM167 149V150H168ZM172 149V148H171ZM170 149V150H171ZM204 149V150H203ZM263 149V148H262ZM261 148H260V150L261 151H263ZM67 150V149H66ZM71 150H72V148H71ZM180 150V149H179ZM252 150V149H251ZM250 150V151H251ZM255 150V149H254ZM75 151H77V150H75ZM116 151V150H115ZM165 152H166V150H164ZM172 151V150H171ZM171 151H170V153H171ZM258 151V150H257ZM61 152V151H60ZM154 152V151H153ZM176 153H177V150L175 151ZM183 152H185V151H183ZM218 152V151H217ZM245 152L247 153V151L245 150ZM244 152V153H245ZM51 153H52V151H51ZM54 153V152H53ZM167 153V152H166ZM174 153V152H173ZM175 153V154H176ZM220 153V152H219ZM218 153V154H219ZM230 153V152H229ZM242 153V152H241ZM250 153V152H249ZM252 153V152H251ZM38 154V155H39ZM94 154V153H93ZM103 154V153H102ZM106 154V153H105ZM118 154V153H117ZM174 154V155H175ZM255 154V153H254ZM53 154H51V156H52ZM55 155V154H54ZM90 155V154H89ZM100 155V154H99ZM145 155H146V153H145ZM170 155V154H169ZM173 155V154H172ZM173 155V156H174ZM179 155V154H178ZM241 155V154H240ZM246 155V154H245ZM256 155V154H255ZM255 155H253L252 154V156H255ZM263 155V154H262ZM106 156V155H105ZM107 156H108V154H107ZM122 156V155H121ZM120 156V157H121ZM173 156H172V158H173ZM181 156H182V154H181ZM229 156V155H228ZM231 156H232V153H231ZM230 156V157H231ZM249 157H250V154L248 155ZM248 156H245V157H248ZM259 156V155H258ZM39 157V156H38ZM38 157H37V159H38ZM97 157V156H96ZM99 157H102V156H99ZM113 157V156H112ZM111 157V158H112ZM148 157H149V155H148ZM178 157V156H177ZM214 157V156H213ZM212 157V158H213ZM257 156H255V160L257 159L256 158ZM93 158H95V157H93ZM108 158V157H107ZM114 158V157H113ZM171 158V157H170ZM179 158H180V156H179ZM220 158V157H219ZM226 158V157H225ZM238 158V157H237ZM54 159H55V157H54ZM146 159V158H145ZM174 159H176V158H174ZM174 159H173V161H174ZM218 159V157H216V160ZM240 159V158H239ZM238 159V160H239ZM242 159V158H241ZM240 159V161H242ZM244 159V158H243ZM248 159V158H247ZM262 159V158H261ZM40 160H41V158H40ZM214 160V159H213ZM212 160V162H214ZM229 160V159H228ZM38 161V160H37ZM95 161V160H94ZM97 161H98V159H97ZM170 161H171V159H170ZM224 161V160H223ZM227 161V160H226ZM231 161V160H230ZM229 161V162H230ZM52 162V161H51ZM54 162V161H53ZM56 162V161H55ZM110 162V161H109ZM180 162V161H179ZM211 162V163H212ZM234 162V161H233ZM243 162V161H242ZM111 163V162H110ZM215 163V162H214ZM213 163V164H214ZM217 163V162H216ZM58 164V163H57ZM85 164V163H84ZM104 164V163H103ZM101 165L100 163H99V161L98 162H95L94 163V165H95V168H93L95 171H96V174H97V176L98 177H100V181H102L101 183L103 184V189H104V197L105 198H107V199H111L112 200V202H114V200L115 199H118V198H120V197H123L124 199H125V201H126V204H127V206L128 207H130V208H132V207H135V206H137L138 205V201L140 200V195H143L146 191H147V187H148V185H147V183L145 182L144 183V185H141L138 181L141 179V177L140 176H137V180H134V181H131V182H129L127 185H125V187H123L122 189H117V188H119L118 186H117V177H115L114 175H112V174H110V173H108V171H105L104 169H103V166L104 165ZM210 164V163H209ZM224 164V163H223ZM52 165V164H51ZM60 165V164H59ZM92 165V164H91ZM177 165V164H176ZM238 165V164H237ZM236 165V166H237ZM244 165V164H243ZM259 165V164H258ZM83 167H84V165H82ZM108 166V165H107ZM221 166V165H220ZM225 166V165H224ZM230 166V165H229ZM239 166V165H238ZM94 167V166H93ZM106 167V166H105ZM231 167H233V166H231ZM235 167V166H234ZM244 167V166H243ZM164 168V167H163ZM200 168H201V166H200ZM219 168V167H218ZM222 168V167H221ZM228 168V167H227ZM233 169V168H232ZM243 169V168H242ZM241 169V170H242ZM253 169H254V167H253ZM24 170V169H23ZM219 170V169H218ZM260 170H261V168H260ZM25 171V170H24ZM65 171V170H64ZM208 171V170H207ZM210 171H211V169H210ZM252 171V170H251ZM262 171V170H261ZM28 172V171H27ZM213 172V171H212ZM225 172V171H224ZM244 172V171H243ZM116 173V172H115ZM163 173V172H162ZM195 173V172H194ZM202 173V172H201ZM219 173V172H218ZM221 173V172H220ZM230 173V172H229ZM251 173H254V171L253 172H251ZM259 173H260V171H259ZM26 174V173H25ZM113 174H114V172H113ZM169 174V173H168ZM168 174H167V176H168ZM172 174H173V172H172ZM209 174V173H208ZM235 174V173H234ZM244 174V173H243ZM34 177H37V176H35L34 175V173L32 174ZM177 175V174H176ZM207 175V174H206ZM229 175V174H228ZM242 175V174H241ZM241 175H240V173L237 175V173H236V177H237V179H241ZM250 175V174H249ZM259 175V174H258ZM26 176V175H25ZM33 176H31L32 178H33ZM158 176V175H157ZM172 176V175H171ZM193 176V175H192ZM196 176V175H195ZM243 176V175H242ZM256 176V175H255ZM216 177V176H215ZM227 177V176H226ZM234 177V176H233ZM28 178H30V177H28ZM31 178V179H32ZM71 178V177H70ZM160 178V177H159ZM191 178V177H190ZM196 178V177H195ZM207 178V177H206ZM222 178H224V177H222ZM37 179H38V177H37ZM171 179V178H170ZM182 179V178H181ZM217 179V178H216ZM250 179V178H249ZM253 179V178H252ZM251 179V180H252ZM146 180V179H145ZM185 180V179H184ZM193 180V179H192ZM205 180V179H204ZM215 180V179H214ZM218 180V179H217ZM254 180V179H253ZM33 181V180H32ZM31 181V182H32ZM83 181V180H82ZM236 181H238V180H236ZM242 181V180H241ZM248 181V180H247ZM34 182H35V180H34ZM38 182V181H37ZM35 183V184H38V183ZM66 182V181H65ZM120 182V181H119ZM191 182V181H190ZM224 182V181H223ZM227 182V181H226ZM232 182V181H231ZM53 183V182H52ZM100 183V184H101ZM187 185L186 186H188V183L187 182H185ZM202 184H203V182H201ZM200 183V184H201ZM240 183V182H239ZM250 183V182H249ZM34 184V183H33ZM70 186L72 187V188H77L76 187V184H75V181L74 180H70ZM78 184H80V183H78ZM88 184V183H87ZM86 184V185H87ZM91 184V183H90ZM123 184V183H122ZM154 184V183H153ZM160 184H162V183H160ZM159 184V185H160ZM190 184V183H189ZM216 184H217V182H216ZM222 184V183H221ZM241 184V183H240ZM85 185V186H86ZM150 185H151V183H150ZM163 185V184H162ZM206 185V184H205ZM230 185V184H229ZM233 185H235V184H233ZM238 185V184H237ZM41 186V185H40ZM83 186V185H82ZM95 186H96V184H95ZM161 186V185H160ZM168 186V185H167ZM207 186V185H206ZM241 186V185H240ZM45 187V186H44ZM43 187V188H44ZM98 187V186H97ZM100 187V186H99ZM205 187V186H204ZM224 187V186H223ZM223 187H222V189H223ZM230 187H231V185H230ZM249 187V186H248ZM260 187H261V185H260ZM87 188V187H86ZM90 188V187H89ZM169 188V187H168ZM182 188H183V186H182ZM203 188V187H202ZM255 188V187H254ZM253 188V189H254ZM88 189V188H87ZM95 189V188H94ZM151 189V188H150ZM225 189V188H224ZM231 189V188H230ZM238 189V188H237ZM261 189H262V187H261ZM96 190V189H95ZM206 190H208V189H206ZM246 190V189H245ZM255 190V189H254ZM253 190V191H254ZM263 190V189H262ZM59 191V190H58ZM84 191V190H83ZM87 191V190H86ZM197 191V190H196ZM201 191V190H200ZM225 191V190H224ZM230 191V190H229ZM234 191V190H233ZM237 191V190H236ZM236 191H234L235 193H236ZM248 191V190H247ZM246 191V192H247ZM252 191V192H253ZM47 192V191H46ZM45 192V193H46ZM165 192V191H164ZM205 192H207V191H205ZM209 192V191H208ZM207 192V193H208ZM260 192H262V191H260ZM207 193H205V194H207ZM229 193V192H228ZM228 193H227V195H228ZM73 194H75V193H73ZM89 194V193H88ZM156 194V193H155ZM154 194V195H155ZM196 194V193H195ZM209 194V193H208ZM241 194H242V192H241ZM245 194V193H244ZM247 194V193H246ZM249 194H253V193H249ZM261 194V193H260ZM147 195V194H146ZM186 195V194H185ZM200 194L198 193V196H199ZM238 195V194H237ZM243 195V194H242ZM61 196V195H60ZM195 196V195H194ZM207 196H209V195H207ZM251 196H253V195H251ZM243 197H244V195H243ZM264 197V196H263ZM49 198V197H48ZM159 198V197H158ZM185 198V197H184ZM195 198H197V197H195ZM204 198V197H203ZM202 198V199H203ZM205 198H206V196H205ZM224 198V197H223ZM254 198V197H253ZM61 199V198H60ZM146 199H148V198H146ZM153 199H155L154 197H153ZM166 199V200H167ZM58 200H59V198H58ZM149 200V199H148ZM152 200V199H151ZM163 200V199H162ZM183 200V199H182ZM222 200V199H221ZM235 200V199H234ZM236 200H238V199H236ZM240 200V199H239ZM204 201H206V200H204ZM223 201V200H222ZM246 201H247V198H246ZM250 201V200H249ZM252 201V200H251ZM64 202H65V200H64ZM93 202H95V203H99L100 202V198H98V197H96L95 199H94V201ZM105 202V201H104ZM151 202V201H150ZM240 202V201H239ZM264 202V201H263ZM86 203V202H85ZM140 204L142 203V202H139ZM149 203V202H148ZM161 203V202H160ZM185 203V202H184ZM205 203V202H204ZM237 203V202H236ZM243 203H245V202H243ZM67 204H69V203H64L63 205H62V207L63 208H65L66 207V205ZM144 204H146V202L144 203ZM149 204H151V203H149ZM197 204V203H196ZM211 204H213V203H211ZM263 204V203H262ZM98 205V204H97ZM191 205H193L192 203H191ZM205 205H207V204H205ZM216 205V204H215ZM226 205V204H225ZM235 205V204H234ZM238 205V204H237ZM240 205V204H239ZM254 204H252V206H253ZM43 206V205H42ZM146 206V205H145ZM204 206V205H203ZM209 206V205H208ZM242 206V205H241ZM98 207H99V205H98ZM111 207V206H110ZM109 207V208H110ZM144 207V206H143ZM164 207V206H163ZM193 207V206H192ZM191 207V208H192ZM202 207V206H201ZM211 207V206H210ZM209 207V208H210ZM226 207V206H225ZM240 207V206H239ZM238 207V208H239ZM263 207V206H262ZM261 207V208H262ZM92 208H93V205H92ZM155 208V207H154ZM200 207H198V209H199ZM204 208V207H203ZM212 208V207H211ZM217 208H218V206H217ZM217 208H215V209H217ZM237 208V207H236ZM242 209H243V207H241ZM255 208V207H254ZM94 209V208H93ZM225 209V208H224ZM242 209H241V211H242ZM246 209V208H245ZM244 209V210H245ZM252 209H253V207H252ZM152 210V209H151ZM154 210V209H153ZM188 210V209H187ZM186 210V211H187ZM194 210H196V209H194ZM211 210V209H210ZM225 210H227V209H225ZM236 210V209H235ZM243 210V211H244ZM264 210V209H263ZM114 211V210H113ZM191 211V210H190ZM204 211V210H203ZM209 211V210H208ZM239 211V210H238ZM259 211V210H258ZM108 212H109V209H104L103 210V214L104 215H107L108 214ZM112 212V211H111ZM155 212V211H154ZM198 212V211H197ZM201 212V211H200ZM211 212V211H210ZM212 212H214V211H212ZM219 212V211H218ZM248 212V211H247ZM257 212V211H256ZM78 213V212H77ZM151 213V212H150ZM153 213V212H152ZM217 213V212H216ZM238 213V212H237ZM245 213V212H244ZM261 213H263V212H261ZM260 213V214H261ZM115 214V213H114ZM138 214V213H137ZM214 214H215V212H214ZM218 214V213H217ZM228 214V213H227ZM241 214H242V212H241ZM255 214H257V213H255ZM259 214V215H260ZM113 215V214H112ZM213 215V214H212ZM216 215V214H215ZM223 215H224V213H223ZM229 215V214H228ZM80 216V215H79ZM138 216V215H137ZM154 216V215H153ZM156 216V215H155ZM199 216V215H198ZM220 216V215H219ZM226 216V215H225ZM240 216V215H239ZM15 217V216H14ZM15 217V218H16ZM78 217V216H77ZM106 217V216H105ZM146 217V216H145ZM152 217V216H151ZM221 217H222V215H221ZM247 217V216H246ZM249 217V216H248ZM104 218V217H103ZM196 218H197V216H196ZM220 218V217H219ZM230 218V217H229ZM14 219V218H13ZM144 219H146V218H144ZM189 219V218H188ZM212 219L214 220V218L212 217ZM221 219V218H220ZM243 219V218H242ZM241 219V220H242ZM201 220V219H200ZM203 220H205V219H203ZM226 220V219H225ZM229 219H227V221H228ZM254 220V219H253ZM256 220V219H255ZM50 221V224L48 223ZM101 221V220H100ZM147 221V220H146ZM186 221H189V220H187L186 219ZM193 221V220H192ZM217 221V220H216ZM230 221V220H229ZM257 221V220H256ZM16 222V221H15ZM34 222V223H35ZM79 222L81 223V225L82 226H84L85 228L87 227V223H86V219L83 217V215H81L80 217H79ZM172 222V221H171ZM203 223H204V221H202ZM219 222V221H218ZM233 222V221H232ZM13 223V222H12ZM32 223V222H31ZM174 223V222H173ZM203 223H201V224H203ZM227 223H229V222H227ZM264 223V222H263ZM17 224V223H16ZM76 224V223H75ZM91 224H93V222L91 223ZM140 224V223H139ZM144 224H146V223H144ZM183 224V223H182ZM207 224V223H206ZM213 224V223H212ZM211 224V225H212ZM218 224V223H217ZM231 224V223H230ZM12 225V224H11ZM48 225H50V226H52V225H54L55 227H56V230L55 229H53V231H50V230H48ZM164 225V224H163ZM179 225H181V224H179ZM185 225V224H184ZM188 225V224H187ZM194 225V223L192 224V226ZM216 225V224H215ZM239 225V224H238ZM246 225V224H245ZM7 226V225H6ZM147 226V225H146ZM166 226V225H165ZM182 226V225H181ZM191 226V227H192ZM196 226V225H195ZM219 226V225H218ZM254 226V225H253ZM14 227V226H13ZM57 227H59V230L57 229ZM198 228H199V226H197ZM215 227V226H214ZM259 227V226H258ZM16 228H18V227H16ZM84 228V229H85ZM182 228H185V227H182ZM233 228V227H232ZM248 228H251V227H248ZM10 229V228H9ZM19 229H20V227H19ZM92 229H93V227H92ZM127 229V228H126ZM130 229H132V228H130ZM190 229V228H189ZM189 229H188V231H189ZM204 229V228H203ZM220 229V228H219ZM238 229V228H237ZM262 229V228H261ZM89 230V229H88ZM91 230V229H90ZM90 230H89V232H90ZM186 230V229H185ZM214 230V229H213ZM221 230V229H220ZM164 231V230H163ZM210 231L211 232H213L211 229H210ZM224 231L226 232V230L224 229ZM233 232H235L234 230H232ZM253 231H254V229H253ZM118 232V231H117ZM121 232V231H120ZM125 232V231H124ZM127 232V231H126ZM131 232H133L132 230H131ZM130 232V233H131ZM228 232H229V229H228ZM227 232V233H228ZM232 232V233H233ZM237 232V231H236ZM245 232H246V230H245ZM263 232V231H262ZM13 233H14V231H13ZM121 233H123V232H121ZM129 232H127V234H128ZM188 233V232H187ZM191 233H193V232H191ZM205 233V232H204ZM214 233V232H213ZM238 233V232H237ZM255 233V232H254ZM261 233V232H260ZM88 234H91V233H88ZM177 234V233H176ZM184 234V233H183ZM182 234V235H183ZM256 234V233H255ZM258 234V233H257ZM92 235V234H91ZM90 235V236H91ZM116 235V234H115ZM119 235L120 234H118V237H119ZM124 235V234H123ZM189 235V234H188ZM216 235V234H215ZM219 235V234H218ZM247 235H249V234H247ZM254 235V234H253ZM262 235H264V234H262ZM222 236V235H221ZM233 236H234V234H233ZM246 236V235H245ZM245 236H243L244 238H245ZM260 236V235H259ZM93 237V236H92ZM185 237V236H184ZM204 237V236H203ZM213 236H211V238H212ZM242 237V236H241ZM116 238V237H115ZM256 238V237H255ZM114 239V238H113ZM230 239V238H229ZM228 239V240H229ZM231 239H233V238H231ZM253 239L254 238H252V241H253ZM28 240H30L31 242H30V247H27L28 245H29V243L27 244V241ZM91 240V239H90ZM211 240V239H210ZM214 240V239H213ZM219 240H223V239H219ZM234 240V239H233ZM232 240V241H233ZM258 240V239H257ZM15 241V240H14ZM243 241V240H242ZM249 241H250V239H249ZM13 242V241H12ZM215 242H217L218 243V241H214L213 243L215 244ZM220 242V241H219ZM74 243L76 244L77 243V245H76V247H75V245H74ZM212 243V244H213ZM235 243V242H234ZM7 244V243H6ZM13 244H14V242H13ZM213 244V245H214ZM230 244V243H229ZM228 244V245H229ZM243 244V243H242ZM257 244V243H256ZM10 245V244H9ZM95 245V244H94ZM156 245V244H155ZM231 245V244H230ZM234 245V244H233ZM259 246V245H258ZM8 247V246H7ZM225 247H226V245H225ZM95 248V247H94ZM164 248V247H163ZM220 248H222V247H220ZM220 248H218V249H220ZM4 249V248H3ZM74 249H76V250H74ZM98 249V248H97ZM96 249V250H97ZM111 249V248H110ZM153 249V248H152ZM162 249V248H161ZM161 249H160V251H161ZM200 249V248H199ZM213 249H214V246H213ZM229 249H231V248H229ZM234 249V248H233ZM248 249V248H247ZM107 250H109V249H107ZM188 250H190V249H188ZM221 250V249H220ZM225 250H226V248H225ZM246 250V249H245ZM5 253L3 254L4 255V263L3 264H16V262H18V258H17V252L15 251V250H12V249H9V250H7V249H5ZM114 251V250H113ZM202 251V250H201ZM219 251V250H218ZM222 251V250H221ZM95 252V251H94ZM156 252V251H155ZM164 252H165V250H164ZM179 252H181V251H179ZM187 252V251H186ZM212 252V251H211ZM215 252V254H216V251H214ZM226 252V251H225ZM242 252V251H241ZM246 252H247V250H246ZM97 253V252H96ZM183 253H185V252H183ZM190 253V252H189ZM222 253H224V252H222ZM222 253H221V255H222ZM231 253H232V251H231ZM230 253V254H231ZM244 253V252H243ZM248 253V252H247ZM114 254V253H113ZM135 254H137V253H135ZM163 254V253H162ZM167 254V253H166ZM199 254V253H198ZM202 254V253H201ZM204 254V253H203ZM95 255V254H94ZM196 255H197V253H196ZM228 255H229V252H228ZM243 255V254H242ZM252 255H254V254H252ZM25 256H26V254H25ZM35 256V257H34ZM137 256V255H136ZM148 256V255H147ZM150 256V255H149ZM148 256V257H149ZM163 256V255H162ZM160 254H159V252L157 251V253H154L153 252V254H151V256H150V258H149V260H147L146 262H147V264H164V259H161V257H162ZM209 256H210V254H209ZM208 256V257H209ZM244 256V255H243ZM246 256V255H245ZM249 256H251V255H249ZM2 257V256H1ZM82 257V258H81ZM148 257H146L147 259H148ZM174 257V256H173ZM176 257V256H175ZM211 257V256H210ZM209 257V258H210ZM222 257V256H221ZM224 257V256H223ZM172 258V257H171ZM220 258V257H219ZM230 258H231V256H230ZM233 258V257H232ZM244 258V257H243ZM25 259V258H24ZM48 259V258H47ZM174 259V258H173ZM207 259V258H206ZM228 259V258H227ZM103 260V259H102ZM128 260V259H127ZM177 260V259H176ZM186 260V259H185ZM192 260V259H191ZM50 261V260H49ZM167 261V260H166ZM204 261V260H203ZM26 262V261H25ZM172 262V261H171ZM201 262V261H200ZM215 262V261H214ZM80 263V262H79ZM101 263H103L102 261H101ZM141 263V262H140ZM167 263V262H166ZM165 263V264H166ZM186 263V262H185ZM197 263V262H196ZM227 263V262H226ZM240 263H242L241 261H240ZM239 263V264H240ZM84 264V263H83ZM139 264V263H138ZM167 264H169V263H167ZM171 264V263H170ZM200 264V263H199ZM212 264V263H211ZM245 264V263H244Z\"/></svg>", "mask_w": 264, "mask_h": 264}]
</instances>
